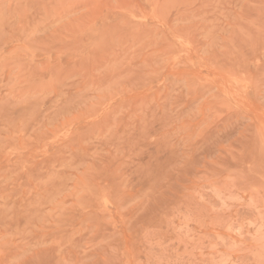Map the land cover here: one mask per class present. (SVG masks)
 <instances>
[{
	"label": "rangeland",
	"instance_id": "rangeland-1",
	"mask_svg": "<svg viewBox=\"0 0 264 264\" xmlns=\"http://www.w3.org/2000/svg\"><path fill=\"white\" fill-rule=\"evenodd\" d=\"M0 264H264V0H0Z\"/></svg>",
	"mask_w": 264,
	"mask_h": 264
}]
</instances>
